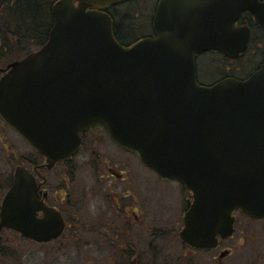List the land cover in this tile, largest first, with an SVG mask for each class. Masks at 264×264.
<instances>
[{
  "label": "water",
  "instance_id": "1",
  "mask_svg": "<svg viewBox=\"0 0 264 264\" xmlns=\"http://www.w3.org/2000/svg\"><path fill=\"white\" fill-rule=\"evenodd\" d=\"M123 1L57 0L47 42L1 69L0 115L49 166L77 151L82 130L102 124L192 191L181 237L215 248L235 231L234 210L264 218V62L245 80L205 85L196 55L219 49L239 56L250 30L235 22L250 11L264 26V1L160 0L155 36L130 46L116 39L106 11ZM38 188L18 166L1 203L0 231L38 241L60 235L64 220Z\"/></svg>",
  "mask_w": 264,
  "mask_h": 264
},
{
  "label": "rangeland",
  "instance_id": "2",
  "mask_svg": "<svg viewBox=\"0 0 264 264\" xmlns=\"http://www.w3.org/2000/svg\"><path fill=\"white\" fill-rule=\"evenodd\" d=\"M156 1L126 2L125 5H119L117 9L119 12L136 15L133 16L136 24L144 23V20L149 24ZM126 24L129 29V24L127 22ZM139 31L146 32V30L140 29ZM252 51L247 53L244 60L229 59L228 66L232 67L238 62L252 63L256 55V53L251 55ZM24 56L26 55L24 54ZM24 56H15L0 61V69H3L9 62ZM203 58L212 69L220 65L217 54L204 55ZM95 148L99 153H105L108 156V147L104 144ZM33 157H35V152L32 147L0 118V180L6 181V178H9L11 174L13 176L17 165H28ZM111 159L117 160L114 156ZM130 169L131 178L139 181L140 187L136 194L145 196L147 205L146 207L142 204L143 210L141 209L144 215L142 228L145 227V230L147 228V234L145 232L146 237L141 242H136L137 249L141 253L134 255L132 263L129 259H122L119 254H116L120 250L119 246L112 243L113 247H111L110 242L98 240V237L91 234L90 229H83V232L78 231L81 233L74 234V236L71 229L68 228L64 238L44 244L20 239L17 235L4 231L2 236L9 240L10 250L7 255L0 254V264H264V221L250 220L246 216L238 214L236 234L233 238L224 241L220 249L214 252L192 251L191 248L183 244L179 237V232L183 227L184 213L188 202L191 201L190 193L184 192L177 181H159L153 170L132 158ZM118 171L120 172L121 169L119 168ZM124 174L126 177L128 176V173ZM89 176V173L84 170L77 172L75 187H78L79 191H84L87 187L92 186L93 180ZM107 181L111 183L110 180ZM130 184L131 181L129 187ZM101 190L106 191L102 188ZM73 191V195L79 192L78 189ZM4 193L5 191L2 193L0 191V204ZM94 194L92 196L90 193L76 194L73 199L74 202L76 201L82 206L81 214L85 222H91L93 211L106 207V204L103 205ZM80 197L81 201L78 202L77 198ZM90 198H93V202ZM58 205L63 204L59 202ZM72 224L75 225L74 219H72ZM87 225L90 227L89 223ZM75 228L74 231L80 227ZM186 247L188 252L184 251ZM224 248H229L233 252L220 259L218 254ZM12 253H14L13 256H11Z\"/></svg>",
  "mask_w": 264,
  "mask_h": 264
},
{
  "label": "flooded vegetation",
  "instance_id": "3",
  "mask_svg": "<svg viewBox=\"0 0 264 264\" xmlns=\"http://www.w3.org/2000/svg\"><path fill=\"white\" fill-rule=\"evenodd\" d=\"M158 2L159 0L156 1L154 10ZM117 6L118 5L110 7L109 12L113 18L114 33L122 44L131 45L144 36L154 34L152 17L149 24L147 21L145 22V20L144 23L136 25L133 22L136 28L135 31H137V29L138 31H129L126 26V18L129 16L122 11L119 12ZM242 14L235 24L236 26L249 27L250 34L246 51L235 58H229V56L225 55L219 49H209L197 54L196 71L197 80L200 84H214L226 77L245 80L262 66L264 61V26L256 22L251 13L249 17L245 18ZM133 16L136 15H131V17ZM139 29L146 30V33L144 31H139ZM258 32L260 36L257 34ZM250 50H253L251 55L256 53L252 63H245V65H242L244 63L238 62V66H226V70L222 73L216 72L213 74L212 68L210 65H207L203 58L204 55L217 54L226 57V59L241 61L246 58ZM102 144L108 147V156L96 150L95 147L98 145L102 146ZM113 156L117 160H112L111 158H113ZM131 158L144 165L133 151L125 149L115 142L104 127L95 125L81 132V143L77 153L73 156L58 161L53 166L49 167L45 158L35 154V157L31 158L28 167L37 178L40 186L39 192L41 198L45 200L48 206L54 207L60 212L62 218H64L65 233L68 228L69 230L71 229L75 235L81 233L78 231L90 229L91 234L94 237H98V240L102 239L103 241L110 242L111 247H113L112 243L119 246L120 250L117 251L116 254H119L122 259L127 260L133 259L135 254L141 253L137 249L136 242H141L147 234V228L146 230L145 227L144 229L142 228L144 224L142 204L147 207L145 203L146 198L143 195L138 196L136 194L140 186L139 181L134 180V178L130 176ZM119 168L121 169L120 172L118 171ZM79 169L89 173L90 179L93 180L92 186L90 188L87 187L84 191H79V188L75 187L77 184L76 174L80 171ZM124 173H128V176L126 177ZM158 179L164 182L174 181L169 179L162 180L159 176ZM107 180H110L111 183ZM130 181L131 184L129 187ZM101 188L106 191H102ZM75 189L79 191L76 192L77 195L90 193L92 196L95 193L94 195L96 198L101 201L103 205L106 204L104 209H98L91 213V222H85L83 220L81 214L82 206L76 201H73L76 195H73V190ZM77 200L80 202L81 197L77 198ZM90 200L93 202V198H90ZM59 202L63 205H58ZM72 219L75 220V225L72 224ZM88 223L90 227L87 225ZM74 227L80 228L74 231ZM60 238L62 239L64 236ZM222 243L223 242L220 241L217 249H220ZM183 244L186 245L185 243Z\"/></svg>",
  "mask_w": 264,
  "mask_h": 264
},
{
  "label": "trees",
  "instance_id": "4",
  "mask_svg": "<svg viewBox=\"0 0 264 264\" xmlns=\"http://www.w3.org/2000/svg\"><path fill=\"white\" fill-rule=\"evenodd\" d=\"M55 1L56 0H0V61L8 60L15 56H24V54L26 55L39 48L47 41L49 30L54 21L52 5ZM127 15L129 16L126 18L129 29L132 32H137L133 25V22L136 25L134 18L131 17V14ZM250 15L251 14L248 12L242 14L244 18ZM257 34L259 35V32ZM218 59L220 65L219 67H213V74L216 72H224L226 66H228L227 61L229 59L223 56H219ZM238 65L239 64L233 66ZM242 65H245V63ZM6 179L7 180L4 182L0 180L1 193L2 191H6L10 186L13 179L12 174ZM10 233L17 235L20 239L23 238L15 231H10ZM74 234L73 232V235ZM8 244L9 240L2 238V243H0L1 255L4 256L8 254L10 250ZM184 251L188 252L189 250L186 247ZM14 253H12L11 256H13ZM11 256L9 254V257ZM129 260L130 263H132L131 260L134 259Z\"/></svg>",
  "mask_w": 264,
  "mask_h": 264
}]
</instances>
